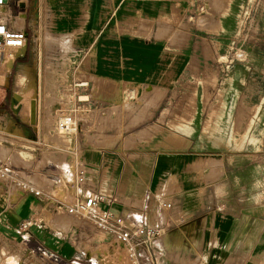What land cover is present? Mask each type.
I'll list each match as a JSON object with an SVG mask.
<instances>
[{
    "label": "crops",
    "instance_id": "crops-1",
    "mask_svg": "<svg viewBox=\"0 0 264 264\" xmlns=\"http://www.w3.org/2000/svg\"><path fill=\"white\" fill-rule=\"evenodd\" d=\"M9 3L20 24L40 26L47 13L51 32L64 36L73 49L65 69L58 68L57 84L44 89L52 99L45 103L50 108L48 120L43 117L46 130L38 129L40 99L27 114L29 135L9 115L0 116L9 149L0 161L43 192L42 197L21 193L0 180V237L13 242L30 264H129L112 235L62 207L74 193L70 184L78 163L85 168L83 191L97 197L100 209L121 215L127 228L167 223L158 237L139 246L140 264H264V33L260 29L256 34L260 5L251 0ZM33 9L39 21L31 17ZM258 23L260 28V19ZM157 28H171L174 34L154 39ZM208 47L213 58L207 57ZM198 60H208L205 81L215 75L214 83H196ZM80 79L89 81L87 91L73 86ZM142 87L163 95L185 94L171 101L180 110L167 114L171 102L165 105L161 98L144 112L148 116L142 121L148 123L130 133V143L114 138L108 145L94 144L92 137L97 143L102 139L101 117L123 92ZM65 88L88 94L89 101L81 104L89 108L78 115L77 135L62 138L49 127L77 102V94L70 99ZM22 105L11 109L24 122L18 114ZM154 125L155 130L142 134ZM46 150L64 154L62 162L44 155ZM44 179L52 183L43 186ZM31 216L40 223L30 228L26 245L19 224ZM83 242L96 243V254L85 255Z\"/></svg>",
    "mask_w": 264,
    "mask_h": 264
},
{
    "label": "rangeland",
    "instance_id": "rangeland-1",
    "mask_svg": "<svg viewBox=\"0 0 264 264\" xmlns=\"http://www.w3.org/2000/svg\"><path fill=\"white\" fill-rule=\"evenodd\" d=\"M252 3H256L258 6L260 5L259 9L256 11V34L261 29L264 33V11L261 8L264 6V0H251ZM36 10H32L30 15L34 19L35 17L38 18L39 21V12H35ZM30 12V11H29ZM24 14H22L23 16ZM48 17L47 13H43L41 20V24L39 26L38 22L35 23L34 31H30V40L28 41L27 47L23 54L21 51L13 52L14 60L10 66V70L5 72L3 67L4 65L0 66V116L3 115L5 112L8 113L9 117L13 121H17L19 127L22 129L23 133L29 135L31 133V128L27 126L25 123L28 119L27 115L30 111L34 108V103L36 99H40V116L42 118V122L38 124V129L43 130V127L47 124L44 123V120H48L46 114H49V106H47V101H51L50 98L51 94L48 92H44V89L51 84H57V78L60 71L58 68L61 66L64 67L69 61L67 53L70 52L73 47L69 40H66L64 36H58L51 32L49 26L46 25V18ZM258 19L261 20V27L258 26ZM22 23V19H20ZM28 23V21H27ZM253 27L250 28V35L252 37L254 33ZM174 34L172 29L162 30L158 29L155 31L154 39H164L168 36ZM181 34L183 32L181 31ZM157 45L158 49L160 50L161 47L159 44L154 43ZM172 45V44H170ZM207 57L212 56V50L210 47L207 48ZM214 50V48H213ZM62 56V57H59ZM68 60V61H67ZM223 60V59H222ZM72 64H74V60H70ZM55 62H58L56 64ZM157 63H161V59H157ZM198 60L197 64V84H204L205 86L209 83H214L216 80V76L212 75L209 76L210 80L206 82V72L210 71V66L208 65V60L203 64H201ZM4 72V74H3ZM202 73V75H201ZM202 77V78H201ZM196 87V86H195ZM70 97L73 99L77 94L76 90L73 88H69L64 90ZM154 93V94H153ZM153 94V95H152ZM188 94V93H187ZM160 91H152L148 90L146 87H142L138 90H126L121 95V101L112 109L108 110V114L105 117H101L103 122L102 126L99 127V130L102 134V139L100 142L97 143V138L92 137L91 141L94 144L98 145H108V143L114 139L119 138L121 141L126 140L127 143H130L133 139L130 136L132 131H136L139 128L145 127L148 122L142 121L145 118L150 106L156 105L161 98H164V104L170 103L174 99H179L183 95V93L179 94L178 92H171L169 94ZM188 96V95H187ZM13 99V101H12ZM21 100V101H20ZM49 101V102H50ZM148 102V103H147ZM23 104L22 108L18 111V114L21 115L24 122L15 115L14 111L11 109L12 106L17 110L19 108V104ZM146 104V105H145ZM46 105V106H45ZM145 105V106H144ZM144 106V107H142ZM176 107L171 106L167 107V114H172L173 111L180 110L178 105ZM183 111V108H182ZM186 114L189 113L187 109H184ZM115 112V115L112 114ZM184 112V113H185ZM113 115V116H112ZM46 118V119H45ZM172 124V123H171ZM158 126H149L146 127L142 134H147L155 130ZM47 127H44L46 130ZM3 129L2 123H0V160H4L6 158V153L8 152L7 144L4 143L3 139L6 136L1 134V130ZM12 130L10 129L9 132ZM75 132V136L77 135ZM113 133V134H112ZM116 133V135H114ZM112 134V136H111ZM129 135V136H128ZM8 137V136H7ZM11 137V135H10ZM8 137V139H10ZM127 137V138H125ZM18 153L17 151L15 152ZM49 155V158L61 163L62 158H64V154L58 152L53 153L46 150L44 153ZM17 155L13 154L11 156L12 160L16 162ZM11 166V165H10ZM13 167V166H12ZM14 168V167H13ZM18 169V168H14ZM52 183L49 179H44L42 183L43 186L46 184ZM50 191V189H49ZM61 193V192H60ZM63 213H60L59 219L62 218ZM97 246L96 243H89L83 242L81 244V250L84 252L85 255H88L87 251L92 253L93 255L96 254L97 250L93 248ZM104 245H102L103 247ZM12 259H11V258ZM93 257V256H92ZM10 258V262L8 261ZM8 262V263H7ZM30 264V259L25 257L18 251V248L14 246L13 242H10L6 239L0 237V264Z\"/></svg>",
    "mask_w": 264,
    "mask_h": 264
},
{
    "label": "built area",
    "instance_id": "built-area-1",
    "mask_svg": "<svg viewBox=\"0 0 264 264\" xmlns=\"http://www.w3.org/2000/svg\"><path fill=\"white\" fill-rule=\"evenodd\" d=\"M10 0H0V66L4 65L7 58L20 50H25L30 40V31H34L31 23L20 24L19 17L12 12ZM73 86L78 90L87 91L90 83L86 79L76 80ZM76 103L67 111H63L50 129L53 135L66 138L75 134L79 129V113L88 110V106L81 103L89 101L88 94H77ZM3 116H8L5 112ZM74 156H76L73 153ZM76 161V157H75ZM0 180L11 182L18 187L21 193H32L36 197H42L43 192L32 181L19 177L9 164L0 161ZM85 181V168L76 166L75 180L70 186L74 193L69 200L62 203V207L70 214H77L89 218L100 230L112 235L117 243L126 251L129 264H140L138 257L139 246L149 243L158 237L167 228V223L154 226L147 223L135 225L132 229L126 227L125 219L121 215L114 214L111 210L100 209L99 200L89 192L83 191ZM169 206V204H168ZM40 223L35 216L24 219L19 224L22 241L28 245V232L33 225ZM96 264V263H95ZM99 264V263H97Z\"/></svg>",
    "mask_w": 264,
    "mask_h": 264
},
{
    "label": "bare ground",
    "instance_id": "bare-ground-1",
    "mask_svg": "<svg viewBox=\"0 0 264 264\" xmlns=\"http://www.w3.org/2000/svg\"><path fill=\"white\" fill-rule=\"evenodd\" d=\"M21 51V54H23L24 53V51L23 50H20ZM17 53V52H16ZM13 60H14V56L13 55H10L8 58H7V60H6V62H5V64H4V67H3V69H4V71L5 72H8L9 70H10V66H11V64H12V62H13ZM3 74H4V72H3ZM11 258V257H10ZM10 258H9V262H10ZM12 259V258H11ZM8 263V262H7ZM10 264V263H9Z\"/></svg>",
    "mask_w": 264,
    "mask_h": 264
},
{
    "label": "water",
    "instance_id": "water-1",
    "mask_svg": "<svg viewBox=\"0 0 264 264\" xmlns=\"http://www.w3.org/2000/svg\"><path fill=\"white\" fill-rule=\"evenodd\" d=\"M33 111H34V108H33Z\"/></svg>",
    "mask_w": 264,
    "mask_h": 264
}]
</instances>
